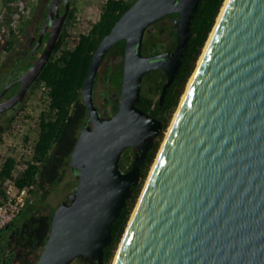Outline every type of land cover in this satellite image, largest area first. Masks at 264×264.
Instances as JSON below:
<instances>
[{"label": "water", "instance_id": "water-1", "mask_svg": "<svg viewBox=\"0 0 264 264\" xmlns=\"http://www.w3.org/2000/svg\"><path fill=\"white\" fill-rule=\"evenodd\" d=\"M61 1L50 0L37 44L51 25L46 46L15 81L22 83L19 91L0 102V111L24 97L48 62L69 13L70 0H64L60 15ZM199 3L135 0L100 41L82 88L89 122L70 160L78 183L70 201L54 210L35 264H72L77 257L82 264H104L114 221L163 130V121L138 104L143 78L150 70L165 71L162 103L182 63ZM175 12V49L144 55L146 29ZM210 35L113 264H264V0H225ZM122 39L119 108L104 118L93 99L96 75L105 53ZM129 146L137 152L123 171L119 160Z\"/></svg>", "mask_w": 264, "mask_h": 264}, {"label": "trees", "instance_id": "trees-1", "mask_svg": "<svg viewBox=\"0 0 264 264\" xmlns=\"http://www.w3.org/2000/svg\"><path fill=\"white\" fill-rule=\"evenodd\" d=\"M3 1L6 4V11L4 17L0 18V24H7L10 32L0 40V54L2 52L10 53L15 48L19 35L11 24L13 15L18 12V8L13 5L14 0ZM134 1L105 0L99 19L92 24L87 32H81L72 46L69 45L71 35L68 28L76 18L77 9L76 7L71 8L69 18L56 42L54 51L33 88L35 90L43 87L41 98H45L47 101L38 118V135L28 154L22 153L19 157L8 154L0 167V185H3L7 178H11L18 187L32 186L31 196L27 198L25 206L0 231V264H35L39 258L49 237L55 210L48 203V195L63 180L65 171L70 166L71 154L81 129L88 119L89 112L83 98L82 88L91 59L100 41L110 32L115 22ZM224 1L200 0L198 10L192 19L191 34L182 56V63L168 87L162 103L160 97L156 99L147 97L143 88L149 86L153 91L161 94L167 80L165 71L162 69L150 70L143 78L138 104L145 111L163 121V130L155 139L140 166V181L133 186L130 198L114 221L113 238L111 243L105 247L104 264L112 263L160 146L163 132L168 126L172 113L178 107L186 84L196 67L197 60L216 23ZM71 5L73 6L72 0ZM165 17L175 20L171 29L170 43L165 46L163 41L154 39L149 41L148 39L143 44L145 55L175 49L178 13H171ZM46 38L47 35L44 40ZM147 43H150L148 48L146 47ZM125 45V39L116 42L107 51L101 63L106 67V77L117 89L121 88ZM29 65L30 63L24 68ZM3 75L4 73H0V89L10 81L7 78L4 80ZM10 127L11 123L0 125V140H2L3 132ZM25 141H28V134H25ZM134 153L133 146L126 148L120 163V168L123 171L131 168V164L128 167L125 164L132 159ZM2 191L0 189L1 193Z\"/></svg>", "mask_w": 264, "mask_h": 264}, {"label": "rangeland", "instance_id": "rangeland-1", "mask_svg": "<svg viewBox=\"0 0 264 264\" xmlns=\"http://www.w3.org/2000/svg\"><path fill=\"white\" fill-rule=\"evenodd\" d=\"M25 3H26L25 11L19 12L20 0H14L13 1V5L17 6L18 12L14 13L13 20H12L11 24L15 28L17 33H19V35H18L19 39L18 40H20V34L21 33L23 34L24 31H27L26 32L27 34L30 33L33 26L36 25L40 21L42 11L44 10L46 5L48 4V0H26ZM74 3H75V7H76L77 11H76V18L72 21V23L69 25V28H68L69 33L71 35L69 38V45L70 46L75 44V42L78 38V35L81 32H87L90 29V27L92 26V24L96 20L99 19V16H100V13L102 10V6L104 5L105 0H74ZM5 11H6V4L3 0H0V18L4 17ZM174 22H175V20L171 17L164 18L159 24H157V27H159V29H160V33L157 31L158 33H156L155 37L154 36H152V37L153 38L157 37L158 39H160V41H163L164 45H168L171 41V37H172L171 29H172ZM5 26L8 27L7 24ZM31 26H32V28H31ZM22 29H23V31H22ZM18 40H17L15 48L10 53L2 52L0 54V64L1 63L7 64L6 66H8V68L11 66L13 59H14V56L18 53L17 52V50L19 48V47H17L19 44ZM198 60H197L196 66L198 64ZM4 68H6V67H4ZM188 82H189V80H188ZM188 82L186 84L184 92L186 91V88L188 86ZM106 87H107L106 82L101 77L99 84H98V88H97L98 93L96 96V101L100 105L102 104L101 92L107 91ZM143 91H145V94L147 97L149 96V97H153L154 99H156L160 96V94L158 92L153 91L149 86H145L143 88ZM184 92H183V94H184ZM183 94H182V96H183ZM44 102H45V99L41 98V93L39 92V90L28 100V102L26 104V110L28 112H30L29 117H27L25 115L21 118L22 119L21 121H16L15 122L16 129L9 131V133H7L5 135V138L2 142V144H0V167L3 163L4 158L8 154H14V155L19 157V156H21L22 153H26V154L29 153V149L32 146L33 141L36 139L37 133H38L37 120H38L39 114H38V108L37 107H40L41 104H44ZM178 106H179V104H178ZM177 108L172 113V115L169 119L168 126H167L166 130L163 132V135L161 137L160 146L158 148V151L156 153L154 161H153V163L149 169L148 175L150 174V172L152 170L153 164H154V162L158 156L161 145L164 142L167 131L173 122L174 115L176 114ZM25 134L26 135L28 134V141L27 142L25 141ZM148 175H147V178H148ZM147 178L144 182L143 187L145 186ZM77 182H78L77 174L71 169L70 166L67 167L63 180L60 183H58L56 185V187L54 189H52V191L48 195L49 205L51 207H53L54 209H56L57 206L61 202L68 200L69 195L75 189ZM1 187H2V185H0V189H1ZM141 192H142V190H141ZM0 198H1V195H0ZM138 199H139V197H138ZM136 204H137V202H136ZM136 204L134 206V209L136 207ZM134 209H133V211H134ZM133 211H132V213H133ZM126 228H125V231H126ZM125 231H124V233H125ZM122 238H123V236H122ZM122 238H121V240H122ZM119 245H120V243H119ZM117 250H118V248H117ZM117 250L115 252V255L113 257L111 264H113V262L115 260ZM82 262H83V260L81 258H76L73 260L72 264H82Z\"/></svg>", "mask_w": 264, "mask_h": 264}, {"label": "flooded vegetation", "instance_id": "flooded-vegetation-1", "mask_svg": "<svg viewBox=\"0 0 264 264\" xmlns=\"http://www.w3.org/2000/svg\"><path fill=\"white\" fill-rule=\"evenodd\" d=\"M73 1V6L71 5V0H70V8H69V13H68V16L64 22V25H63V28L65 27L66 23H67V20L69 18V15H70V11H71V8L72 7H75V3H74V0ZM49 2L50 0L48 1V4L46 5V7L44 8V10L42 11V15H41V19L40 21L33 26H31L32 30L30 33H26L27 31H24L23 34L21 33L20 34V40L19 37H18V50H17V54L14 56V59H13V62L11 64V66L8 68V66H6L7 64L5 63H1L0 64V73H4L3 75V78L4 80L7 78V79H10L9 82H7L1 89H0V94L1 92L3 91V89L15 82L31 65L32 63L41 55V53L43 52L45 46H46V43H47V40H48V36H49V32H50V28H51V25L48 26L47 30L45 31V33L43 34V38H42V42L40 43V45H37L38 44V40H39V35H40V32L42 31L43 29V26H44V22H45V18H46V13H47V9H48V6H49ZM65 9H66V6H65V3H64V0H62L60 2V15H62L64 12H65ZM46 11V13H45ZM44 13H45V16H44ZM167 16V15H166ZM165 17V16H164ZM163 17V19H164ZM166 18V17H165ZM161 19H158L157 21L153 22L145 31L144 33V38H143V43H142V53L144 51V42L146 40L149 39L152 40H160L158 39L157 37L156 38H153L152 36L155 37L156 33H160V29L159 27H157V24H159L162 20ZM63 28H62V31H63ZM24 29V28H23ZM22 29V31H23ZM21 31V32H22ZM61 31V32H62ZM158 31V32H157ZM69 32V31H68ZM153 32V33H152ZM26 33V34H25ZM61 34V33H60ZM47 35V38L46 40H44L45 36ZM37 39V41H35ZM148 46H150V43H147V48ZM165 46H168V45H165ZM163 51H166V50H163ZM53 53V52H52ZM107 53V52H106ZM105 53V54H106ZM144 54V53H143ZM52 55V54H51ZM145 55V54H144ZM155 55V54H153ZM105 56V55H104ZM148 56H152V55H148ZM104 58V57H103ZM7 60V59H6ZM103 60V59H102ZM124 60V59H123ZM113 61V60H111ZM28 63H30V65L26 68H24ZM102 63V61H101ZM6 67V68H4ZM106 67H104V65L102 66L100 64L99 66V69L97 71V75H96V80H95V84H94V90H93V99H94V103L98 109V112L99 114L104 117V118H109L111 117L113 114L116 113V111L118 110L119 108V103H120V93H121V88L120 89H117L116 87H114L110 81L108 80V78L106 77ZM40 75V74H39ZM103 78V80L106 82V88H107V91H103L101 92V99H102V104H98V102L96 101V96H97V88H98V84H99V81H100V78ZM123 77V75H122ZM39 78V76H38ZM38 78H36L31 84L30 86L27 88L26 90V93L24 95V97L18 101L16 104H14L13 106L9 107V108H6L2 111H0V125L1 124H4V125H8V123H11V127L8 128L5 132H3V135H2V140H0V144H2L4 138H5V135L7 133H9V131H12L13 129H16V125H15V122L16 121H21L22 117L23 116H27L29 117V113L27 110H26V104L28 102V100L39 90V92L41 93V97H42V93H43V87H39L38 89H35L33 90L34 86L36 85V82L38 81ZM143 82V81H142ZM21 82L20 81H17L15 82L13 85H11L1 96H0V102H3V101H6L8 99H10L11 97H13L20 89L21 87ZM121 87H122V82H121ZM160 97V96H159ZM45 99V98H44ZM47 104V101L45 100L44 104H41L40 107H37L38 108V114L40 116V113L41 111L43 110V107H45ZM88 108V107H87ZM89 112V110H88ZM38 116V118H39ZM89 116H90V112H89V115H88V119L86 120V122L84 123V126L86 125L87 122H89ZM91 123V122H90ZM37 124H38V120H37ZM83 126V127H84ZM82 127V128H83ZM38 135V133H37ZM128 148V147H127ZM133 149L135 150V153L134 155H132V159H130L128 161V163H126V167H128L130 164L132 165V162L134 160V157L136 155V148L133 147ZM126 150V149H125ZM125 152V151H124ZM123 152V154H124ZM123 154L119 160V166H120V163L122 162V158H123ZM71 166V164H70ZM72 169V167H71ZM73 170V169H72ZM74 171V170H73ZM75 172V171H74ZM76 173V172H75ZM29 196H31V193L29 194ZM67 202H69L70 200H65ZM81 258V257H79ZM84 262V259L81 258ZM82 262V263H83Z\"/></svg>", "mask_w": 264, "mask_h": 264}, {"label": "built area", "instance_id": "built-area-1", "mask_svg": "<svg viewBox=\"0 0 264 264\" xmlns=\"http://www.w3.org/2000/svg\"><path fill=\"white\" fill-rule=\"evenodd\" d=\"M26 0H20L19 12L25 11ZM10 29L0 24V40L9 34ZM32 186L18 187L14 180L7 178L3 183L0 192V231L11 222L22 210L29 197Z\"/></svg>", "mask_w": 264, "mask_h": 264}, {"label": "bare ground", "instance_id": "bare-ground-1", "mask_svg": "<svg viewBox=\"0 0 264 264\" xmlns=\"http://www.w3.org/2000/svg\"><path fill=\"white\" fill-rule=\"evenodd\" d=\"M22 26V25H21ZM23 27V26H22ZM15 31V30H14ZM211 36V35H210ZM192 80V77L190 78V80H189V82H188V86H189V84H190V81ZM188 86H187V88H188ZM176 114H177V111H176ZM176 114L174 115V119H175V116H176ZM174 119H173V121H174ZM153 168V167H152ZM151 173V172H150ZM127 229V228H126ZM124 237V236H123ZM122 240H123V238H122Z\"/></svg>", "mask_w": 264, "mask_h": 264}]
</instances>
